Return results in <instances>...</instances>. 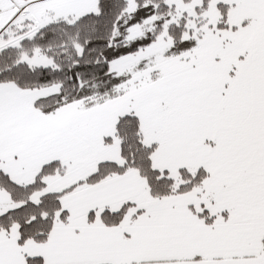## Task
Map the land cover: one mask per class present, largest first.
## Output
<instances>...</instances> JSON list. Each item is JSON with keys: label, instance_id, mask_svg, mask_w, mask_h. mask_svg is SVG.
Segmentation results:
<instances>
[{"label": "snow or ice", "instance_id": "6c2138e0", "mask_svg": "<svg viewBox=\"0 0 264 264\" xmlns=\"http://www.w3.org/2000/svg\"><path fill=\"white\" fill-rule=\"evenodd\" d=\"M0 264H264V0H0Z\"/></svg>", "mask_w": 264, "mask_h": 264}]
</instances>
